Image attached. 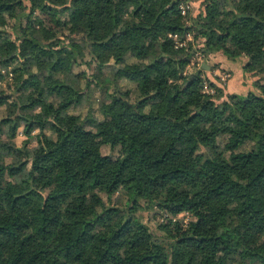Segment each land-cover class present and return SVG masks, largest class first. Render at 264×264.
I'll return each instance as SVG.
<instances>
[{"label":"trees","instance_id":"1","mask_svg":"<svg viewBox=\"0 0 264 264\" xmlns=\"http://www.w3.org/2000/svg\"><path fill=\"white\" fill-rule=\"evenodd\" d=\"M182 2L0 0V264H264V0Z\"/></svg>","mask_w":264,"mask_h":264},{"label":"rangeland","instance_id":"2","mask_svg":"<svg viewBox=\"0 0 264 264\" xmlns=\"http://www.w3.org/2000/svg\"><path fill=\"white\" fill-rule=\"evenodd\" d=\"M189 3H193L194 2V6H195V12L198 11V7H199V3L201 0H188ZM37 19V18H36ZM39 20L42 21V18L39 17ZM11 27V23L8 25L7 29L9 30ZM184 50L187 52L188 48ZM219 60L222 59L220 56H218ZM192 61V59H191ZM195 67V65H190L187 66L185 73L187 74L189 71H191L193 68ZM2 66L0 65V70H2ZM234 76V77H233ZM233 76L231 77L232 82L230 84L231 88H229L231 91L234 92H242V93H246L248 92L250 89H252L251 82L250 79H248L247 84H244V82L242 81L243 77L240 75L239 72H234ZM14 83V76H8L7 73L6 74H1L0 73V90H9V87H11ZM20 133V132H19ZM24 137L19 134V136L16 138V142L19 144L23 141ZM115 203H120V200L117 198V200H115ZM142 216L144 217V219L147 221L149 219H151L152 217L154 218L155 221H160V216L158 215H154L151 213H147L144 212L142 214ZM180 217H184L183 219H185V221L187 220L185 218V215H182Z\"/></svg>","mask_w":264,"mask_h":264},{"label":"built area","instance_id":"3","mask_svg":"<svg viewBox=\"0 0 264 264\" xmlns=\"http://www.w3.org/2000/svg\"><path fill=\"white\" fill-rule=\"evenodd\" d=\"M191 9V3H189L188 0H184V2L180 3L179 4V10L181 12V15L184 16L186 15V13ZM174 39L176 40L175 43H174V48L176 50L178 49H181V48H185L187 49L188 46V42L191 41V36L188 34L186 35V37L181 41V40H178L176 36H174ZM203 57L200 55V54H196L193 58H192V61L190 62V65H195L196 68H200L202 67L203 65ZM0 73L1 74H6L10 77H12V73H10V69H3L0 70ZM214 76H219L220 77V80L222 82H225L226 80V76L224 74H219V73H213ZM204 89L206 90L207 93H213L212 90H209L207 89V87L205 86Z\"/></svg>","mask_w":264,"mask_h":264},{"label":"water","instance_id":"4","mask_svg":"<svg viewBox=\"0 0 264 264\" xmlns=\"http://www.w3.org/2000/svg\"><path fill=\"white\" fill-rule=\"evenodd\" d=\"M202 69L209 70V68L205 64L202 65Z\"/></svg>","mask_w":264,"mask_h":264},{"label":"crops","instance_id":"5","mask_svg":"<svg viewBox=\"0 0 264 264\" xmlns=\"http://www.w3.org/2000/svg\"><path fill=\"white\" fill-rule=\"evenodd\" d=\"M216 59H218L219 60V58H216ZM219 61H223L222 59H220Z\"/></svg>","mask_w":264,"mask_h":264}]
</instances>
